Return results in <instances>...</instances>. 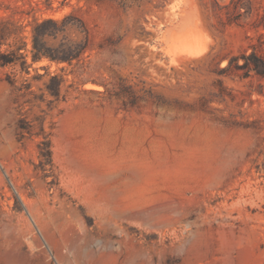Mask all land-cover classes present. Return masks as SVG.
Segmentation results:
<instances>
[{"label": "rangeland", "instance_id": "rangeland-1", "mask_svg": "<svg viewBox=\"0 0 264 264\" xmlns=\"http://www.w3.org/2000/svg\"><path fill=\"white\" fill-rule=\"evenodd\" d=\"M44 19L78 60H32ZM16 46L0 264H264V0H0V53Z\"/></svg>", "mask_w": 264, "mask_h": 264}, {"label": "trees", "instance_id": "trees-1", "mask_svg": "<svg viewBox=\"0 0 264 264\" xmlns=\"http://www.w3.org/2000/svg\"><path fill=\"white\" fill-rule=\"evenodd\" d=\"M49 21V20H48ZM50 31H47V19L42 20L41 22H36L33 30H32V60L38 61L43 57H47L50 60H54L56 62L64 61L67 63H72L73 60H78L81 53L84 51V46H81L77 43H61L64 47L58 51L53 50L46 44L47 36H50ZM21 47L16 46L12 48L8 53H0V66H4L7 64H16L19 59H21V64L24 70L28 73V65L26 64L25 55L20 52ZM252 55L255 58V62L253 63V69L259 74H264V55H257L256 52H252ZM249 55V56H250ZM246 58V57H245ZM13 85V83H12ZM63 85V77L58 74L49 75V82H44V89L47 93L54 96V100H58L60 91ZM16 90H20V87L13 85ZM24 88H30L27 86V83L24 85ZM128 88V90H126ZM112 95L121 99L123 104L132 105L134 100L137 99L134 92L129 90V86L124 83V79H120L118 83V88L113 91ZM64 99V97H63ZM40 134L45 136L43 127L40 128ZM48 137V135H47ZM39 145V150L41 155H46L50 157V149H49V140L41 141Z\"/></svg>", "mask_w": 264, "mask_h": 264}, {"label": "bare ground", "instance_id": "bare-ground-1", "mask_svg": "<svg viewBox=\"0 0 264 264\" xmlns=\"http://www.w3.org/2000/svg\"><path fill=\"white\" fill-rule=\"evenodd\" d=\"M190 4V3H189ZM189 19V18H188ZM205 23V22H204ZM207 48V47H206ZM206 50V49H205ZM202 52V51H201ZM196 62V61H195ZM176 71H178V70H176Z\"/></svg>", "mask_w": 264, "mask_h": 264}]
</instances>
